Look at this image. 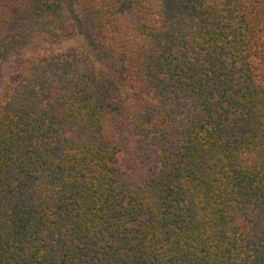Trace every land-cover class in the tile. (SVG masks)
Segmentation results:
<instances>
[{
	"label": "trees",
	"instance_id": "trees-1",
	"mask_svg": "<svg viewBox=\"0 0 264 264\" xmlns=\"http://www.w3.org/2000/svg\"><path fill=\"white\" fill-rule=\"evenodd\" d=\"M5 6L0 264H264V0Z\"/></svg>",
	"mask_w": 264,
	"mask_h": 264
},
{
	"label": "rangeland",
	"instance_id": "rangeland-1",
	"mask_svg": "<svg viewBox=\"0 0 264 264\" xmlns=\"http://www.w3.org/2000/svg\"><path fill=\"white\" fill-rule=\"evenodd\" d=\"M5 2L6 0H0V46H2L3 42H6L15 28H21L18 26V20L20 19L19 16L15 12L8 11L7 7L5 6ZM41 17L39 15L37 20L42 24L41 20L44 19H41ZM43 17L46 18V24L48 26H54L60 21L58 10L54 8L50 9V11H47ZM25 32H22V34Z\"/></svg>",
	"mask_w": 264,
	"mask_h": 264
}]
</instances>
